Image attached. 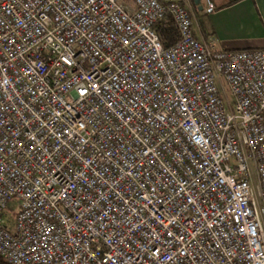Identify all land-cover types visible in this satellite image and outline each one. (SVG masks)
Segmentation results:
<instances>
[{
    "label": "built area",
    "instance_id": "1",
    "mask_svg": "<svg viewBox=\"0 0 264 264\" xmlns=\"http://www.w3.org/2000/svg\"><path fill=\"white\" fill-rule=\"evenodd\" d=\"M0 257L264 264V48L184 0H0Z\"/></svg>",
    "mask_w": 264,
    "mask_h": 264
},
{
    "label": "crops",
    "instance_id": "2",
    "mask_svg": "<svg viewBox=\"0 0 264 264\" xmlns=\"http://www.w3.org/2000/svg\"><path fill=\"white\" fill-rule=\"evenodd\" d=\"M194 34L222 49L264 48V0H184ZM212 12H206L208 6Z\"/></svg>",
    "mask_w": 264,
    "mask_h": 264
},
{
    "label": "trees",
    "instance_id": "3",
    "mask_svg": "<svg viewBox=\"0 0 264 264\" xmlns=\"http://www.w3.org/2000/svg\"><path fill=\"white\" fill-rule=\"evenodd\" d=\"M155 30L164 47L173 45L178 39L177 29L169 19L157 24ZM0 264L9 263L6 262L2 257H0Z\"/></svg>",
    "mask_w": 264,
    "mask_h": 264
},
{
    "label": "rangeland",
    "instance_id": "4",
    "mask_svg": "<svg viewBox=\"0 0 264 264\" xmlns=\"http://www.w3.org/2000/svg\"><path fill=\"white\" fill-rule=\"evenodd\" d=\"M17 214V205L16 201L12 200L10 201L8 208H7V214H6V222L9 227H12L13 222L15 220V216Z\"/></svg>",
    "mask_w": 264,
    "mask_h": 264
}]
</instances>
